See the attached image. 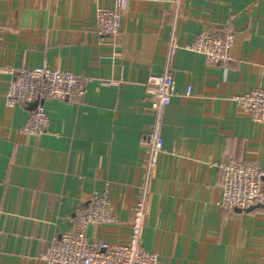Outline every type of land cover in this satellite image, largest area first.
I'll use <instances>...</instances> for the list:
<instances>
[{
    "label": "crops",
    "instance_id": "1",
    "mask_svg": "<svg viewBox=\"0 0 264 264\" xmlns=\"http://www.w3.org/2000/svg\"><path fill=\"white\" fill-rule=\"evenodd\" d=\"M128 0L118 46L95 32L98 7L114 0H0V264H44L74 211L109 192L118 226L88 228L90 241L122 243L146 180L152 110L149 76L163 71L172 27L173 94L164 153L147 184L141 247L158 264H264V207H219V166L264 170V120L233 98L264 90V0ZM176 21V22H175ZM232 31L231 62L207 66L186 50L204 28ZM48 67L89 79L78 103L44 104L46 132L24 136L30 108H9V69ZM190 87V96L186 89Z\"/></svg>",
    "mask_w": 264,
    "mask_h": 264
},
{
    "label": "built area",
    "instance_id": "2",
    "mask_svg": "<svg viewBox=\"0 0 264 264\" xmlns=\"http://www.w3.org/2000/svg\"><path fill=\"white\" fill-rule=\"evenodd\" d=\"M175 20L181 10L182 0H175ZM128 0H114L111 7H98L95 12V32L107 37L118 46L119 36L127 13ZM176 22V21H175ZM234 44L232 31L217 27H204L186 50L201 54L207 66L227 65L231 62ZM179 46L172 27L166 45L163 71L148 77L146 86L152 110L150 132L145 137L147 147L146 180L143 189L131 208V217L126 222L127 239L122 243H109L104 240L90 241L87 230L97 226H118L120 220L111 206L109 192L97 190L84 206L74 211L73 229L61 232L53 238L48 248L39 256L44 264H158V255L141 247L146 216L147 184L164 153L162 126L166 107L173 94L171 75L172 59ZM13 76L4 94L5 104L13 108L17 104L32 106L29 116L20 133L24 136H39L46 132L48 118L44 104L50 101L78 103L86 92L89 79L68 71L45 66L32 69H9ZM191 93L186 89V96ZM233 101L247 109L254 122L264 120V90L255 89L235 96ZM219 183L222 211L246 210L260 205L264 207V170L243 161H231L219 166Z\"/></svg>",
    "mask_w": 264,
    "mask_h": 264
},
{
    "label": "water",
    "instance_id": "3",
    "mask_svg": "<svg viewBox=\"0 0 264 264\" xmlns=\"http://www.w3.org/2000/svg\"><path fill=\"white\" fill-rule=\"evenodd\" d=\"M32 106H29V108H31ZM258 207H262V206H260V205H257V206H253V207H249V208H247L246 210H244V211H241V210H239V209H236V210H234V212H237V213H241V212H251L253 209H255V208H258Z\"/></svg>",
    "mask_w": 264,
    "mask_h": 264
}]
</instances>
